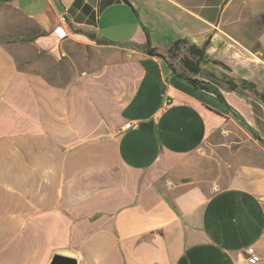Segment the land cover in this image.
Returning a JSON list of instances; mask_svg holds the SVG:
<instances>
[{"label": "crops", "instance_id": "1", "mask_svg": "<svg viewBox=\"0 0 264 264\" xmlns=\"http://www.w3.org/2000/svg\"><path fill=\"white\" fill-rule=\"evenodd\" d=\"M262 14L264 0H0V264H264V102H221L147 51L171 31L149 46L186 38L204 68L264 92Z\"/></svg>", "mask_w": 264, "mask_h": 264}, {"label": "trees", "instance_id": "2", "mask_svg": "<svg viewBox=\"0 0 264 264\" xmlns=\"http://www.w3.org/2000/svg\"><path fill=\"white\" fill-rule=\"evenodd\" d=\"M257 24L259 27L264 26L263 14L258 17ZM34 34L43 35L44 33L38 30ZM147 51L152 55L161 56L175 74L186 79L193 87L214 94L221 102H224L221 91L249 93L264 102V92L257 91L254 83L246 80L235 82L225 73L216 74L213 70L205 69L203 66L207 63V59L204 55V47H197L189 43L186 38L170 42L166 45L164 52L150 47L147 42ZM210 63L222 69L227 68L218 60H211ZM201 77L207 80L200 79Z\"/></svg>", "mask_w": 264, "mask_h": 264}, {"label": "rangeland", "instance_id": "3", "mask_svg": "<svg viewBox=\"0 0 264 264\" xmlns=\"http://www.w3.org/2000/svg\"><path fill=\"white\" fill-rule=\"evenodd\" d=\"M125 9H126V13H127V10H130L133 13V11L131 10L130 7L125 8ZM21 23H22V21L20 20V25H21ZM23 23L26 26V32H28V31L30 32V31L33 30L32 22L29 19H26L25 18V20H23ZM129 30H131V26H129V24L127 23V24H125L123 26V34H122V38L123 39L126 38ZM173 30L176 31V28L173 29ZM26 35L28 37L29 33H27ZM171 35H172V32L171 31L165 30V31L161 32V31L157 30L155 33H152V35H151V41L148 39L147 42L149 44L150 43L156 44V46H159L160 48H162V46H163L162 44H165V43H168L169 42ZM164 47H166V45ZM205 69H207V68H205Z\"/></svg>", "mask_w": 264, "mask_h": 264}, {"label": "built area", "instance_id": "4", "mask_svg": "<svg viewBox=\"0 0 264 264\" xmlns=\"http://www.w3.org/2000/svg\"><path fill=\"white\" fill-rule=\"evenodd\" d=\"M54 33L61 36V37H64L66 36V30L61 28L60 26H56L54 29H53ZM136 124L135 123H132V122H127V123H124L123 125V128L127 129V128H136ZM166 185L169 186L170 185V182H166ZM247 253H251L252 252V249L251 248H247L245 250Z\"/></svg>", "mask_w": 264, "mask_h": 264}, {"label": "water", "instance_id": "5", "mask_svg": "<svg viewBox=\"0 0 264 264\" xmlns=\"http://www.w3.org/2000/svg\"><path fill=\"white\" fill-rule=\"evenodd\" d=\"M50 264H77V260L74 257L53 255Z\"/></svg>", "mask_w": 264, "mask_h": 264}]
</instances>
